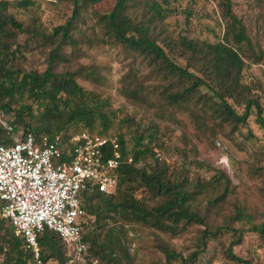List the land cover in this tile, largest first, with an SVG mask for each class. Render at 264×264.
Segmentation results:
<instances>
[{"label":"trees","instance_id":"16d2710c","mask_svg":"<svg viewBox=\"0 0 264 264\" xmlns=\"http://www.w3.org/2000/svg\"><path fill=\"white\" fill-rule=\"evenodd\" d=\"M100 1L69 0L72 5L69 19L53 28L51 34L45 35L33 19L23 21L8 11L15 8L31 14L32 11L28 10L30 1L0 0V145H11L9 137L22 140L26 135H31L35 142L42 138L53 141L58 137L56 144L62 159L69 161L73 147L70 139L73 136L82 132L108 135L112 114L107 109L106 101L82 89L75 81L76 76L95 80V72L69 71L74 59L71 63L63 53V47L70 45L77 49V45L83 43L81 31L72 34L75 21L82 20L81 9ZM168 5L166 0H116L107 14L92 13L101 32L99 41L93 40L95 45L116 46L125 55L132 54L141 61L145 60L144 64L150 67L146 77L155 76L159 81L154 85V90L149 92L146 89L148 98L155 95L161 105L188 111L192 120L197 118V110L203 119L208 117L231 125V133L239 124L245 123L248 112L253 113L264 140V111L261 115L259 104L260 98L264 100V87L257 81L242 83L245 64L264 65V51L250 43L240 21L230 10L229 0L217 3L223 34L214 43L174 35L165 22L175 12ZM134 10L138 11L137 16L132 12ZM181 13L184 14L183 24L189 25L193 9ZM20 35L23 37L19 38ZM29 45L39 51L50 46L46 66L40 73L21 68L23 50ZM250 51L252 57L245 63L243 52ZM173 59L182 60L184 66L174 65ZM60 64L62 71L57 72L56 66ZM63 64L69 67L65 68ZM263 71L261 69L264 77ZM127 76H132L131 71L127 72ZM133 79L137 80L135 77ZM133 82L135 85L132 88L124 87L126 97L131 102L144 104V88L137 81ZM256 92L261 93L262 97H258ZM227 100L242 107V113L238 115ZM154 116L159 119L162 115ZM1 122L10 130L4 129ZM70 129L86 131L68 133ZM250 134L247 136L251 137ZM157 135H160L158 125L150 121L146 132H134L129 150L125 148L123 137L114 135L124 160L116 170L114 191L110 194L100 193L89 184L79 191L77 197L85 212L80 223L81 242L86 246L85 264H92L93 260L100 264H130L123 243V224L118 226V221L138 225L142 230H154L169 239L195 228L196 243L186 256L176 253L168 243L155 238V248L162 254L164 264H196L197 257L206 251L208 242L228 232L236 233L228 244L229 252L247 230L230 227V223H241V209L234 210V218H230L229 224L213 228L207 226V218L216 214L217 203L226 197L229 180L216 168L211 169L215 173L210 181L203 182L198 176L190 180L188 174H184L188 165L182 161L175 165L177 169L174 168L173 161L167 160L162 153L167 151L162 142L155 143L159 152L149 145ZM104 151H107V147ZM174 151L172 148L171 153ZM259 153L264 159V148L259 149ZM180 155L185 157L186 154L182 151ZM128 158L130 162L126 163ZM190 164L196 168L205 166L196 160ZM219 183L221 186L217 187ZM208 188L213 195L202 207L197 197ZM261 193L264 198L262 190ZM147 198L149 203L146 202ZM252 220L248 231L264 244V220L259 223ZM37 244L39 253L35 259L24 240L14 237L8 222L0 219V264H70L73 257L71 247L52 232L43 230ZM228 252L231 261L247 264Z\"/></svg>","mask_w":264,"mask_h":264},{"label":"rangeland","instance_id":"374dc122","mask_svg":"<svg viewBox=\"0 0 264 264\" xmlns=\"http://www.w3.org/2000/svg\"><path fill=\"white\" fill-rule=\"evenodd\" d=\"M13 1V0H6ZM31 2L28 10L31 14H26L23 10L9 8L17 19L23 21H35L39 29L45 34H51L56 26L63 25L66 22L72 10L69 0H28ZM116 0H101L99 3L81 9L80 17L82 20L75 21L76 35L81 31V41L77 49L66 46L63 47V53L68 56L70 65L69 71H78L87 73L95 72L96 79H82L75 77L76 83L84 90L92 92L99 99L106 101L107 109L112 114V123L107 131L108 135L119 134L123 137L126 150H129L132 144L134 132H146L150 121L158 125L160 135L150 142V146L156 152L155 143L162 142L167 147V151H162L167 160H172L173 167L179 165L182 161L188 165L187 172L189 179L196 176L201 181H210L214 176L216 168L222 171L229 180L228 191L225 199L217 203L216 214H211L206 220L207 226L213 228L218 225L229 224L230 218H234V210L241 209V223H230V227L237 229L242 227L247 229L243 232L240 242L231 247L228 252V244L236 236V233L228 232L225 235L218 236L211 240L206 246V251L197 257L196 264H243L231 261L227 252L242 259L247 264H264V244L257 236L248 231L250 228V219L259 223L264 220V159L260 156L259 149L264 148V142L261 130L256 123L255 115L248 112L245 123L238 125L236 130L232 131V126L225 123H219L217 120H211L196 111L197 118L192 120L188 111H178L172 107L161 105V102L155 95L148 98L146 89L154 90V85L158 84V78L155 76L146 77L150 67L146 66L145 60H140L132 54L125 55L124 52L116 46L97 44L101 36L100 29L96 22V17L92 13L107 14ZM171 8L175 9L172 16L165 22L168 23V29L174 35L180 34L188 38L203 40L208 43H214L220 40L223 34V22L220 20L219 8L217 3L220 0H166ZM230 10L240 21L245 34L254 47L264 51V0H229ZM168 5V6H169ZM187 9H193V15L189 20V25L183 24L184 14L181 12ZM136 16L138 11H132ZM23 37L22 35L19 38ZM88 42V43H87ZM50 47V46H49ZM49 47L39 51L35 46L29 47L23 51L21 59V68L25 71L42 72L46 66L45 61ZM71 55L69 56V54ZM252 52H243V61L252 57ZM174 65L183 67L182 60L173 59ZM64 65V64H63ZM243 69L242 83L248 84L251 81H257L264 87V77L261 69H264L263 63L245 64ZM263 66V67H262ZM64 67H69L65 66ZM56 71H62V65L56 66ZM131 71L132 76H127ZM264 72V71H263ZM133 77H135L134 80ZM126 80V81H124ZM133 81H137L144 88L145 103L131 102L127 99L124 87L132 88ZM130 84V86H129ZM202 92H205L201 89ZM210 95V93H206ZM258 97L262 94L256 92ZM230 107L240 115L242 107L234 105L227 100ZM259 104L264 111V100L259 99ZM162 115L161 118L154 115ZM207 114V113H206ZM86 131L83 129H70L68 133H78ZM92 133H95L93 131ZM248 133L254 138L248 137ZM147 143V140H144ZM215 142H220L218 150ZM175 149L171 153V149ZM186 155L183 157L181 152ZM226 157V166H220L219 158ZM203 162L200 168L192 166L193 161ZM175 163V164H174ZM183 174V175H184ZM221 186L219 183L217 187ZM211 189H206L198 197V204L204 206L206 200L212 198ZM149 198L146 202L149 203ZM153 203V201H151ZM252 220V221H253ZM107 223L108 220H106ZM123 224L124 247L129 254L130 264H164L162 254L155 248V238L158 237L164 243H168L176 252L186 256L194 249L195 228L179 237L169 239L161 233L151 229L142 230L138 225L125 224L120 221L117 225ZM116 227V226H114ZM37 264H39L37 262ZM52 264V263H48ZM92 264H100L92 261Z\"/></svg>","mask_w":264,"mask_h":264},{"label":"built area","instance_id":"2783aa9c","mask_svg":"<svg viewBox=\"0 0 264 264\" xmlns=\"http://www.w3.org/2000/svg\"><path fill=\"white\" fill-rule=\"evenodd\" d=\"M9 138L11 145H0V219L8 222L14 237L24 240L35 259L37 238L48 230L71 247L70 264H85L80 228L85 212L77 196L85 184L104 194L114 191L116 170L124 162L116 137L85 132L73 136L69 161L62 159L58 137L39 142L31 135ZM219 146L215 142L221 150ZM219 164L226 166V157H220Z\"/></svg>","mask_w":264,"mask_h":264}]
</instances>
